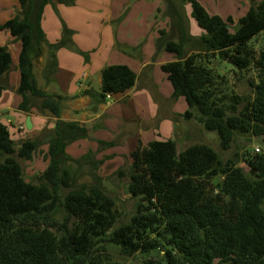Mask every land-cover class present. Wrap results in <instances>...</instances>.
<instances>
[{
	"label": "trees",
	"instance_id": "trees-1",
	"mask_svg": "<svg viewBox=\"0 0 264 264\" xmlns=\"http://www.w3.org/2000/svg\"><path fill=\"white\" fill-rule=\"evenodd\" d=\"M19 1L18 15L0 25L21 42L19 109L38 108L32 101L37 98L43 110L59 117L63 97L39 88L33 72L45 41L42 15L51 0ZM59 1L72 5L76 0ZM183 1L191 4L192 16L205 30L200 37L204 51L184 55L189 37L183 12L174 0H166L179 39L172 35L175 30L160 31L158 49L177 57L161 68L174 95L188 103L183 118L216 131L223 150L232 147L239 133L262 138V152L245 156L256 174L222 160L204 143L182 151L172 139L140 143L130 153L129 170H118L121 176L129 175V193L138 201L136 212L129 222L115 227V199L96 172L103 160L92 150L80 158L66 151L71 142L88 136L87 128L57 121L54 134L47 137L49 164L35 184L26 180L19 159L31 160L41 142L27 139L17 144L9 126L0 120V264H103L108 244L118 245L127 255L158 252L157 258L142 264H264V49L258 53L251 45L264 31V0H252L235 31L230 30L232 16L211 14L198 0ZM72 36L73 31L64 27L61 40L49 45L47 79L57 69V51L72 46ZM210 53L240 72H253L254 97L246 110L239 108L240 101L229 92L224 76L208 63ZM13 66L9 47L0 45V95L10 87L4 76ZM136 78L128 65L106 66L102 100L130 89ZM100 145L113 142L100 141ZM67 164L78 165V170L90 165L93 183L82 184L63 198L61 190L72 188L74 179ZM219 175L224 179L214 183ZM59 211L62 220L56 218Z\"/></svg>",
	"mask_w": 264,
	"mask_h": 264
},
{
	"label": "crops",
	"instance_id": "crops-1",
	"mask_svg": "<svg viewBox=\"0 0 264 264\" xmlns=\"http://www.w3.org/2000/svg\"><path fill=\"white\" fill-rule=\"evenodd\" d=\"M198 1L211 14L224 19L232 16L219 14L216 7L211 10L210 0ZM247 1L248 12L252 0ZM187 8L188 15L192 16L190 3ZM19 10V0H0V25L17 16ZM166 11L165 0H76L72 5L52 0L42 15L45 41L40 55L34 59L33 72L39 88L63 97L61 115L56 117L36 106L27 113L18 106V119L23 118L26 125L27 116L31 115L33 128L37 132L45 130V138L54 134L59 119L87 128L88 136L71 142L66 151L75 158L94 151L95 157L103 160L101 176L104 178L118 174L121 169L106 173L105 164L111 158H122L119 159L120 167L127 163L129 170L130 153L140 143L146 145L157 139H172L180 151L192 145L190 139L194 140L195 130L203 126L183 118L188 103L185 97L174 95L172 83L161 68L163 64L177 60L174 54L158 49L157 45L161 30H175L179 35L176 28L172 29V19ZM64 27L73 31L72 46L57 51V69L47 79L49 45L61 40ZM204 33L197 21L192 20L191 36L200 38ZM17 41L9 30L0 29V45L9 47L14 70L20 72L19 54L15 56L12 50ZM116 64L133 69L137 75L136 83L126 91L107 95L102 100V71L106 66ZM4 78L10 85L11 72ZM17 83L18 80L10 88L17 90ZM180 140L186 143L180 145ZM100 141L113 142V145L101 146ZM41 147L47 150L49 143L46 141Z\"/></svg>",
	"mask_w": 264,
	"mask_h": 264
},
{
	"label": "rangeland",
	"instance_id": "rangeland-1",
	"mask_svg": "<svg viewBox=\"0 0 264 264\" xmlns=\"http://www.w3.org/2000/svg\"><path fill=\"white\" fill-rule=\"evenodd\" d=\"M60 2L59 0H57ZM176 4L180 7L184 16V25L187 31V35L190 39L185 42L184 46V55L190 52H202L204 51L201 39L199 37L191 36L190 34V23L191 21H196L193 16L188 15L187 6L188 1L183 0H174ZM211 1V0H210ZM209 3L211 10L216 9V11L221 15L232 14L234 19L236 20L231 24L230 30L235 31L239 26V20L241 17L246 15L248 8L247 0H212ZM20 2V1H19ZM52 2V0H51ZM166 2V0H165ZM187 2V3H186ZM185 3V4H184ZM216 5V6H215ZM167 6V4H166ZM216 7V8H213ZM167 8V7H166ZM22 7L20 4V10ZM167 13V11H166ZM205 31V30H204ZM205 34V33H204ZM172 35L179 39V35L176 31L172 33ZM16 47L13 46L12 50L16 56L19 54L21 50L20 41L16 42ZM251 45L258 51V53L264 49V31L255 37L251 41ZM211 59L209 64H211L216 72L220 75L224 76V81L228 85V90L232 93L239 101V108L241 110H246L248 107V103L254 97V88L251 85V78L253 77V72L249 71L247 73L238 71L235 67H233L229 62L221 60L218 56L212 58V54L208 55V59ZM14 66L11 69V79L10 85H15L16 80H18V85L20 83V72H15ZM17 78V79H16ZM11 85V87H12ZM108 95V94H107ZM20 93L18 90H14L13 88L7 87L5 88L0 95V120L9 126V129L12 133V138L16 141L17 144L21 143L23 140L32 139L37 140L41 144L39 145L37 151L34 153L33 158L31 160L19 159L24 170V176L28 182H32L35 184L40 183V176L46 167L49 164V149L42 148V144H45L48 140L45 138V130H39L38 132L32 128L28 130L23 121V118L17 117V108L20 103ZM33 98V104L38 106L39 110H43L41 107V99ZM36 100V102L34 101ZM32 110V109H31ZM37 111V110H36ZM30 113V112H27ZM202 127V126H201ZM194 140L190 139L192 144L195 143H204L211 146L214 150H216L220 156V158L224 161L232 160L238 166L243 163H247L245 161V156L251 155L253 153V149L256 145H260L263 149V141L262 138L256 135L250 134H242L239 133L232 144V147L228 150H223L220 145V137L216 131H208L204 127L200 129H196L194 132ZM180 145L186 143L184 141H179ZM100 144V142H99ZM46 147V146H45ZM49 159V161H48ZM122 158H111L106 163L105 171L106 173H111L115 169H124L128 171V165L125 164V160L123 162V167L121 166L120 160ZM248 164V163H247ZM67 167L71 168L73 173V187L72 188H63L61 190L62 197L64 198L70 191L74 189H78L82 184H91L93 183V174L90 171V165H84L83 170H78V165L75 164H67ZM102 165L98 167L96 170L97 173L102 175L101 173ZM251 171H248L249 173ZM104 177V176H103ZM224 179L223 175H219L215 177L214 183H219ZM129 185V175L121 176L115 173L114 176H106L103 179V187L106 192L115 199L116 207L118 214V221L115 227L127 223L130 221L131 217L136 212L137 199L133 198L129 193L128 189ZM56 218L59 220L63 219V212L59 211L56 214ZM104 256V255H103ZM158 252L151 251L149 253H141L136 252L131 255L124 254L121 248L115 244L107 245V252L103 259V264H142L148 258H157ZM218 264V262H216Z\"/></svg>",
	"mask_w": 264,
	"mask_h": 264
},
{
	"label": "water",
	"instance_id": "water-1",
	"mask_svg": "<svg viewBox=\"0 0 264 264\" xmlns=\"http://www.w3.org/2000/svg\"><path fill=\"white\" fill-rule=\"evenodd\" d=\"M26 128L29 129V130L33 128V122H32V116L31 115L27 116ZM240 167L244 168L246 172L251 171L253 175H255L256 172H257L255 170H253V168L247 163L241 164Z\"/></svg>",
	"mask_w": 264,
	"mask_h": 264
},
{
	"label": "built area",
	"instance_id": "built-area-1",
	"mask_svg": "<svg viewBox=\"0 0 264 264\" xmlns=\"http://www.w3.org/2000/svg\"><path fill=\"white\" fill-rule=\"evenodd\" d=\"M110 96V94H108V97ZM260 152H262V148H261V146L260 145H256L255 147H254V150H253V153H260Z\"/></svg>",
	"mask_w": 264,
	"mask_h": 264
}]
</instances>
